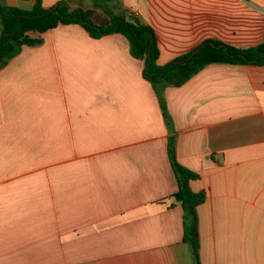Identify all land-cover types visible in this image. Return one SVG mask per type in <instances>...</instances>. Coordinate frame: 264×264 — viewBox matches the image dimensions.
I'll return each mask as SVG.
<instances>
[{"label":"crops","instance_id":"0c3cea01","mask_svg":"<svg viewBox=\"0 0 264 264\" xmlns=\"http://www.w3.org/2000/svg\"><path fill=\"white\" fill-rule=\"evenodd\" d=\"M149 26L165 66L264 41V0H41ZM1 5V4H0ZM2 6V5H1ZM0 68V264H193L167 153L196 173L200 264H264V66L210 63L164 90L127 39L58 25Z\"/></svg>","mask_w":264,"mask_h":264},{"label":"trees","instance_id":"16d2710c","mask_svg":"<svg viewBox=\"0 0 264 264\" xmlns=\"http://www.w3.org/2000/svg\"><path fill=\"white\" fill-rule=\"evenodd\" d=\"M68 24L81 25L92 38L119 33L127 39L131 55L144 61L143 74L158 96L164 120L170 130L171 122L164 101L166 88L181 86L210 63L264 66V41L248 48L206 41L167 65L158 66V48L154 32L137 17L130 16L126 19L109 16L108 20L102 21L95 18L90 11L70 10L65 1L46 9L41 6V0H35L30 11L0 5V68L15 57L23 46L41 43V38L32 37L30 33L41 34L58 25ZM218 45L224 46L225 49L217 48ZM167 153L178 184L172 199L183 211V242L188 246L193 264H200L197 207L204 201L205 194L191 190L189 183L197 179L198 175L176 160L173 136L168 138Z\"/></svg>","mask_w":264,"mask_h":264},{"label":"water","instance_id":"95a60500","mask_svg":"<svg viewBox=\"0 0 264 264\" xmlns=\"http://www.w3.org/2000/svg\"><path fill=\"white\" fill-rule=\"evenodd\" d=\"M0 4L2 6H10V7H17L22 10L30 11L33 8V5L35 4V0H0ZM213 45V44H212ZM224 46L218 45L217 48ZM148 57L150 58V48H149V54Z\"/></svg>","mask_w":264,"mask_h":264},{"label":"rangeland","instance_id":"374dc122","mask_svg":"<svg viewBox=\"0 0 264 264\" xmlns=\"http://www.w3.org/2000/svg\"><path fill=\"white\" fill-rule=\"evenodd\" d=\"M95 15H96V16H95V18H97V19H98V16H99V15H97V14H95ZM99 17H100V16H99Z\"/></svg>","mask_w":264,"mask_h":264}]
</instances>
